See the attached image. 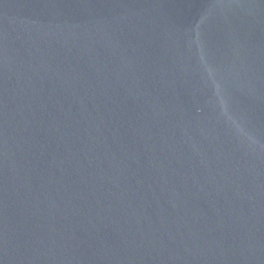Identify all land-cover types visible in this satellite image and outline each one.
Returning <instances> with one entry per match:
<instances>
[{"label":"water","instance_id":"obj_1","mask_svg":"<svg viewBox=\"0 0 264 264\" xmlns=\"http://www.w3.org/2000/svg\"><path fill=\"white\" fill-rule=\"evenodd\" d=\"M0 264H264V0H0Z\"/></svg>","mask_w":264,"mask_h":264}]
</instances>
